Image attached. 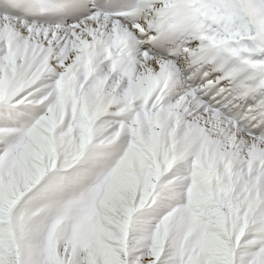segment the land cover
Segmentation results:
<instances>
[{
  "label": "snow or ice",
  "instance_id": "snow-or-ice-1",
  "mask_svg": "<svg viewBox=\"0 0 264 264\" xmlns=\"http://www.w3.org/2000/svg\"><path fill=\"white\" fill-rule=\"evenodd\" d=\"M0 264H264V0H0Z\"/></svg>",
  "mask_w": 264,
  "mask_h": 264
}]
</instances>
